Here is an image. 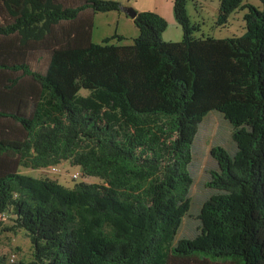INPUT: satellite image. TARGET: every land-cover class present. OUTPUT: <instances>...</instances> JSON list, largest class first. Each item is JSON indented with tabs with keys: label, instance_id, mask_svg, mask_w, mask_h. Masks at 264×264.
<instances>
[{
	"label": "trees",
	"instance_id": "16d2710c",
	"mask_svg": "<svg viewBox=\"0 0 264 264\" xmlns=\"http://www.w3.org/2000/svg\"><path fill=\"white\" fill-rule=\"evenodd\" d=\"M188 1L173 0L178 41L145 10L131 43L96 44L95 13L119 1L0 0V216L32 244L30 260L0 264H264V0H219L216 26L244 11V32L224 38L196 34ZM212 111L230 138L210 148L190 216L194 139ZM64 161L98 181L20 170Z\"/></svg>",
	"mask_w": 264,
	"mask_h": 264
},
{
	"label": "rangeland",
	"instance_id": "374dc122",
	"mask_svg": "<svg viewBox=\"0 0 264 264\" xmlns=\"http://www.w3.org/2000/svg\"><path fill=\"white\" fill-rule=\"evenodd\" d=\"M120 2V7L128 3L129 0H116ZM123 1V2H121ZM172 7H173V0ZM249 3L260 7V0H247ZM156 0H130V4L137 9L152 10L155 8ZM187 11L190 20L193 22H199L201 24L200 31L197 35L205 34L211 35L217 38H224L233 35H241L244 32V22L242 15L244 11H237L229 17V24L226 27H219L215 25V20L218 14L219 0H190L187 2ZM173 9V8H172ZM124 9L121 7L118 11L97 12L94 15L92 42L100 44L105 38H113L114 35H121L125 37L123 41H113L117 44H129L134 38L138 36L136 33L137 27L132 20L130 22L117 21L119 13H124ZM135 10V9H134ZM173 13V10H172ZM126 15V14H125ZM125 17V16H123ZM163 17V16H162ZM174 17V16H173ZM164 18V17H163ZM126 19V18H125ZM166 21V28L162 33V39L166 41H178L182 38V29L178 24H173L171 21ZM175 19V18H174ZM132 21V22H131ZM176 21V20H175ZM130 23V24H127ZM136 29H135V28ZM135 30V33H134ZM136 36V37H134ZM85 93V90H82ZM230 127L223 119L222 115L216 111L209 112L203 119L198 128V132L194 139V145L196 154L194 152V158L196 167L194 168L193 187L191 190L192 206L190 208V216H195L197 208L200 207L203 199L208 195L209 191L204 187V182L207 179L209 169L214 167L215 163L210 157V148L219 142L226 146L225 141L230 138ZM193 145V146H194ZM226 148V147H225ZM21 172L31 176L49 177L58 181L60 184L72 186L79 181L96 182V178L81 176V171L77 166H71L68 162H62L56 166V170L50 169L33 170L30 168L21 167ZM73 173H80V178L73 180L71 175ZM188 217V216H187ZM193 217L185 218L182 223L181 232L177 233L176 238L182 236H190L192 234L193 227L196 226V221ZM12 221L9 215L0 216V256L4 257L8 263H14L18 261H28L31 259L32 244L30 240L25 236L24 231L12 232L7 230ZM195 225V226H194ZM15 257L11 262V255Z\"/></svg>",
	"mask_w": 264,
	"mask_h": 264
},
{
	"label": "crops",
	"instance_id": "0c3cea01",
	"mask_svg": "<svg viewBox=\"0 0 264 264\" xmlns=\"http://www.w3.org/2000/svg\"><path fill=\"white\" fill-rule=\"evenodd\" d=\"M124 1V0H123ZM121 1V2H123ZM122 8L125 7H132L134 8L136 11H143L142 9H137L135 8V6H132V4H130V0L128 1V3L124 6H121ZM153 11H156L157 13H159L161 16H163L164 18L167 19V21H171L173 24L176 23L174 17H173V13H172V1L171 0H156L155 2V8L152 9ZM126 14V13H125ZM123 12L119 13L118 15V23L119 22H130L128 20H132V18L128 17L127 15H125ZM125 16V17H123ZM126 18V19H125ZM132 22V21H131ZM130 24V23H127ZM177 24V23H176ZM135 28V27H134ZM136 29V28H135ZM138 32V30H136V33ZM135 33V30H134ZM121 35L123 36V34L121 33ZM136 37V36H134Z\"/></svg>",
	"mask_w": 264,
	"mask_h": 264
},
{
	"label": "water",
	"instance_id": "95a60500",
	"mask_svg": "<svg viewBox=\"0 0 264 264\" xmlns=\"http://www.w3.org/2000/svg\"><path fill=\"white\" fill-rule=\"evenodd\" d=\"M123 9H124L123 11L126 13V15L128 17H130V18H134L135 17L136 10H134V8H132V7H125Z\"/></svg>",
	"mask_w": 264,
	"mask_h": 264
},
{
	"label": "built area",
	"instance_id": "2783aa9c",
	"mask_svg": "<svg viewBox=\"0 0 264 264\" xmlns=\"http://www.w3.org/2000/svg\"><path fill=\"white\" fill-rule=\"evenodd\" d=\"M76 176H77L76 174L73 175L74 178H75Z\"/></svg>",
	"mask_w": 264,
	"mask_h": 264
}]
</instances>
